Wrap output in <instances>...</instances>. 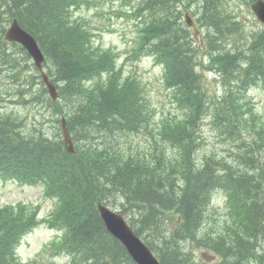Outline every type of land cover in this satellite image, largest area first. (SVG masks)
Segmentation results:
<instances>
[{
    "label": "trees",
    "instance_id": "16d2710c",
    "mask_svg": "<svg viewBox=\"0 0 264 264\" xmlns=\"http://www.w3.org/2000/svg\"><path fill=\"white\" fill-rule=\"evenodd\" d=\"M100 1L0 0V74L16 70L21 56L30 60L21 45L5 40L17 20L39 43L59 93L54 102L44 85L18 91L19 103L46 113L42 121L0 111V180L41 185L45 197L54 199L45 220L62 231L53 247L71 257L69 264H134L108 233L97 209L102 202L132 211L131 225L161 264H264V121L247 95L264 81V32L249 51L232 53L222 50L221 41L240 24L234 12L228 18L223 12L228 0H136L131 16L143 21L130 58L152 55L163 65L177 109L157 124L140 78L126 74L120 53L96 46L88 24L73 18L74 9ZM192 2L208 41L207 64L178 9ZM206 71L226 75L216 80L223 85L221 96L209 94ZM16 92L10 97L17 99ZM208 116L224 141L237 148L252 141L241 153L254 158L240 155L245 166L236 165L239 157L235 164L214 155L198 161L199 126ZM63 118L75 155L62 139ZM44 122L57 125L51 132L35 127ZM130 133L158 153L121 148L120 137ZM167 147L176 155L166 154ZM216 191L228 197L223 223L212 211ZM39 208L22 202L0 208V264H22L16 250L39 225ZM198 250L218 259L207 262Z\"/></svg>",
    "mask_w": 264,
    "mask_h": 264
},
{
    "label": "rangeland",
    "instance_id": "374dc122",
    "mask_svg": "<svg viewBox=\"0 0 264 264\" xmlns=\"http://www.w3.org/2000/svg\"><path fill=\"white\" fill-rule=\"evenodd\" d=\"M229 6L230 10L234 12L236 17L244 22V30L246 34L250 35L251 33L256 32L255 29H257L258 26L253 21L250 8H248L246 5H243L241 0H231ZM118 7V4H107L93 11L82 9L76 12L74 16L85 18L84 20L88 21L92 28L96 29L95 36L97 44L106 48L115 49L117 52L121 53L123 58L135 45V41L138 36V25L133 20L117 18L115 12ZM225 15L228 18L230 16V11ZM142 21L143 20L139 21V28L142 26ZM192 29L193 30H191V34L196 36L200 35L201 29L198 27L197 23L193 25ZM222 44L225 45L224 40ZM222 50L220 53L216 54L224 53ZM224 51H226V48H224ZM21 62H23V60ZM120 62L121 60L119 63ZM232 62L236 63L238 60H233ZM232 62H230V64H232ZM29 65L33 66L32 61L29 62ZM124 68L126 72L138 75L144 84L146 94L157 111L156 122L160 121L162 114L173 115L174 113H177V109L171 102L170 94L165 89L162 79V70L159 66L154 64L153 60L143 59L139 62L130 60L126 63ZM33 72L36 74L34 66ZM215 76L222 81L225 79L224 74H221V72H217ZM208 85L209 90L214 92L216 89V83L214 80H212V76H209ZM16 89L17 87L13 86L12 81L8 79L5 74H0V111H3L4 114H11L14 117L27 115L28 118L42 121L43 114H45L44 111L33 109L32 107L26 109L24 107L12 104V102L17 99L10 96L11 93H13V91ZM250 96L256 102L257 110L264 119V85L254 88L251 91ZM35 127L43 128L47 132H51L54 129L53 124L47 122H44L43 127L39 124H35ZM131 141L134 142L136 147H139V143L144 142L143 138L139 136H134ZM200 141L205 146L201 151H199V160H202L207 155H210L211 152L218 153V156L220 157L227 156L229 154L228 158L234 156L236 158V154L239 152L238 148L232 150L234 149L232 145L224 143L223 138L220 137L216 129L208 125V123H203L201 126ZM247 143L251 144V141H247ZM262 153H264V145L262 146ZM242 164H244V162H242ZM221 192L223 191L214 192L211 197V201L215 195ZM46 198L44 197L43 188L40 186L29 187L14 182L0 181V207L9 204L15 205L18 202L39 205L41 207L40 216L46 217L55 207L54 199L48 197ZM216 199L215 206L219 210V222H221L225 215V210L223 205L220 204L223 203L222 200H225V198L216 197ZM117 209L121 210L120 208ZM160 229L161 231L163 230L162 227ZM56 238L57 236L55 231L49 230L46 228V226L41 224L37 230L33 231V233L20 242L17 254L19 258L24 260L27 264H51L52 262H55V264H66V258L57 257V255L51 251L52 245ZM161 238L162 237H160V239ZM206 260L209 261L213 259Z\"/></svg>",
    "mask_w": 264,
    "mask_h": 264
},
{
    "label": "water",
    "instance_id": "95a60500",
    "mask_svg": "<svg viewBox=\"0 0 264 264\" xmlns=\"http://www.w3.org/2000/svg\"><path fill=\"white\" fill-rule=\"evenodd\" d=\"M254 10L264 21V5L259 2L254 5ZM6 39L10 42L22 44L34 58L36 65L40 69L42 68L44 56L37 41L16 21L8 29ZM45 80H48V78L45 77ZM49 87L50 93L53 95V98H55V88L51 84H49ZM62 130L67 148L70 152L75 153L73 149V140L69 134V130L65 126V122H63ZM99 211L109 232L124 244L137 264H160L148 247L134 234V231L130 228L122 215L114 213L102 205H99Z\"/></svg>",
    "mask_w": 264,
    "mask_h": 264
},
{
    "label": "bare ground",
    "instance_id": "6f19581e",
    "mask_svg": "<svg viewBox=\"0 0 264 264\" xmlns=\"http://www.w3.org/2000/svg\"><path fill=\"white\" fill-rule=\"evenodd\" d=\"M221 42H223V40L221 41ZM222 46H223V50H224V48H226L225 47V45L224 44H222ZM214 52V51H213ZM216 54V53H215ZM224 74V73H223ZM224 78H225V80H226V75L224 74ZM202 124L203 123H201V126H202ZM216 131H217V129H216ZM218 132V131H217ZM199 137V139H200V136H198ZM221 137V136H220ZM251 143H252V141H251ZM244 144H249V143H247V141H244L243 142V144L240 146V147H238V150H239V152L236 154V158H235V156L234 157H231V158H229L228 159V161H230L232 164H235V160L239 157V162L236 164V165H238V166H245V163L244 164H242V161H241V159H240V155L241 156H250L251 158H254V156L252 155V154H250V153H247L246 155H242V150H243V146H244ZM249 145H251V144H249ZM199 154V151H197V154H196V156ZM207 156H209V155H207ZM253 156V157H252ZM206 158V157H205ZM205 158H203L202 160H204ZM197 159H198V161H201V159L199 160V158H198V156H197ZM263 161V160H262ZM263 168H264V166H263ZM261 170H262V168H261Z\"/></svg>",
    "mask_w": 264,
    "mask_h": 264
}]
</instances>
